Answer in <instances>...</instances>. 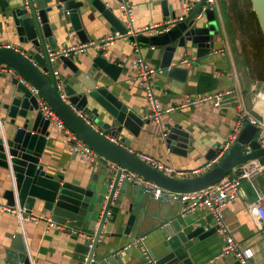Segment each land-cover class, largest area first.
<instances>
[{
	"label": "water",
	"instance_id": "1",
	"mask_svg": "<svg viewBox=\"0 0 264 264\" xmlns=\"http://www.w3.org/2000/svg\"><path fill=\"white\" fill-rule=\"evenodd\" d=\"M87 1L108 20L112 32L126 34L138 46L164 47L160 68L180 81L186 80L188 69L179 66L178 57L189 51L197 58L209 55L219 34L216 11L207 0H201L183 19H179L177 10L183 8L184 0H162L164 15L167 21H173L172 27L150 36L142 32L129 34V28L104 0ZM251 3L264 34V0ZM83 6V0H0V64L13 67L19 75L11 77L13 89L6 91L10 97L4 108L10 120L4 126L5 136L0 135V167L13 178L11 188L4 194L7 205L20 207L25 220L41 202L51 221L77 238L72 254L74 264H194L198 247L219 234L221 223L205 228L200 223L181 221V212L165 219L159 217L153 228L162 234L158 243L160 256L153 250L131 255L133 246H120L119 252H114L118 244L113 240L132 237L137 228L140 217L136 209L146 208V191L122 180V169L110 165H99L102 172L95 173L85 184L67 181L46 168L41 157L54 126L41 109V102L46 101L67 127L107 161L174 192L202 190L223 179L236 165L264 157V148L255 139L256 127L245 124L230 149L211 168L193 177L166 174L140 159L131 151V140L125 132L139 137L151 119L129 107L105 84L104 75L117 81L126 62L111 61L107 50L101 47L86 72L75 61L77 54L58 53L56 32L67 34L68 22L82 43L89 42L80 20L79 9ZM201 12L203 15L199 16ZM10 31L17 35L22 45L19 49L2 44L1 35ZM61 65L71 74L61 72ZM165 143L172 153L182 156L194 147L190 133L179 123L170 128ZM247 145L251 152H246ZM219 151L220 146L211 149L206 158L213 160ZM127 198L131 202L125 220L120 210ZM152 198L153 194L149 200ZM13 238L14 243L5 249L0 264H32L22 232Z\"/></svg>",
	"mask_w": 264,
	"mask_h": 264
},
{
	"label": "crops",
	"instance_id": "2",
	"mask_svg": "<svg viewBox=\"0 0 264 264\" xmlns=\"http://www.w3.org/2000/svg\"><path fill=\"white\" fill-rule=\"evenodd\" d=\"M79 9L80 20L86 35L90 38L88 43H82L72 26L68 22V33L61 35L56 32L59 50L72 45H87V50L78 55L75 61L87 72L92 66V60L101 47L95 46L104 38L115 32L111 31L108 20L87 0ZM108 7L113 8L117 17L126 25V17L120 11L119 0H104ZM132 4L134 11L133 30L165 23L167 19L163 12L162 0H126ZM174 0H170L173 2ZM176 1V0H175ZM178 1V0H177ZM182 1V0H181ZM184 6V5H183ZM214 8L217 10L216 19L219 26L215 47L213 51L204 57L197 58L191 51L183 52L178 59L180 67L188 69L185 81L170 77L166 71L160 68L164 47H152L147 44H139L137 52L134 42L129 38H117L105 47L107 56L111 61H125L126 68L117 81L104 75L105 84L120 100L129 107L140 110L145 117L149 113V104L145 90L139 79L134 76V70L130 61L141 55L150 65L160 69L153 76L154 93L162 108L177 107L172 112L164 113L161 121L151 119V123L145 126L139 137H135L126 131V136L131 140V151L135 154L143 153L161 160L166 165L176 170L185 172L178 178L196 176L204 171L210 162L206 156L211 149L224 144L232 132L236 118V101L240 94L248 109L256 114L264 112V34L260 27L255 12L252 9L251 0H215ZM185 10L178 9L177 15L182 16ZM4 46L20 48L18 37L12 31L6 36L1 35ZM224 50L223 53H215ZM189 60L188 63L182 60ZM64 74L70 75L71 71L64 66L59 69ZM11 74H0V117L5 125L9 122L7 110L4 105L10 97L7 90L13 89ZM234 90L227 96L226 104L216 107L211 102L196 106L179 107L189 97H199L218 91ZM19 119V118H18ZM181 124L183 129L190 133V139L194 147L187 156L172 153L165 143L164 133L169 132L175 124ZM7 134V133H6ZM64 135L61 130L54 127L41 157V163L53 172L61 174L67 181L82 182L85 184L94 178L95 173H101L97 164L88 161L79 154H74L71 148L64 144ZM198 170V173H193ZM12 177L9 171L0 167V205H7L4 194L12 186ZM141 188V187H139ZM256 189L264 193V173L254 180V186L246 181L242 182L241 195L229 203L223 210L222 216L230 233L243 247H252L254 250L253 264H264V227L260 229L254 217L246 207V202L253 201L256 197ZM151 193L144 192L143 201L146 208L136 209L140 220L137 228L132 232V237L123 240H113L119 252L120 246L130 248L129 245L138 238L143 237L142 245L133 246L131 255L141 254L142 251L153 250L158 256L162 254L159 241L162 239L160 230L153 231L159 223V217L163 219L169 215L180 214L178 203L167 200H149ZM127 198L121 205V212L125 220L129 216ZM143 210V211H142ZM33 214L50 219L49 212L44 210L42 203L38 202ZM181 221L200 223L205 228L216 224L213 214L204 207L193 213L180 216ZM24 236L32 264H74L72 259L75 242L74 238L63 226L49 227L48 221L42 220L34 223L31 219H25L20 223L14 213L0 209V257H4L5 249L14 243V236L21 233ZM81 239V238H80ZM225 245V237L220 233L211 236L203 242L193 255L194 264H240L233 255L222 256ZM140 247V248H139ZM126 249V248H125Z\"/></svg>",
	"mask_w": 264,
	"mask_h": 264
},
{
	"label": "built area",
	"instance_id": "3",
	"mask_svg": "<svg viewBox=\"0 0 264 264\" xmlns=\"http://www.w3.org/2000/svg\"><path fill=\"white\" fill-rule=\"evenodd\" d=\"M201 0H184L183 9L185 14L189 12L196 4ZM209 6L214 8L215 0H207ZM206 9V6L203 7V11ZM215 9V8H214ZM120 11L126 17V26L129 28L128 33H138L142 32L145 35H158L169 31L172 27L173 21H167L165 23H158L144 28L143 30H133L134 22V11L132 4L126 0L122 1L120 4ZM202 11V12H203ZM200 13L199 16H202L203 13ZM185 15L179 17L183 19ZM123 38L127 39V35L120 33L118 31L115 34L110 35L107 38L102 39L97 43H93L97 47H103L112 44L115 39ZM87 45H72L66 47L63 50H60L58 53L61 54H81L86 52ZM135 51L138 50V44L134 43ZM224 50H217L215 53H223ZM189 60H182L184 63H188ZM130 65L134 70V76L139 79L142 83V86L146 93V98L149 104V113L146 118H151L156 121H161V118L164 113L172 112L177 109V107H168L162 108V105L157 99V96L154 93L153 88V76L160 71L159 68L150 65L141 55H136L131 61ZM8 73L12 76H19L17 71L10 66L5 64H0V74ZM57 73V72H56ZM37 92V90H35ZM234 90L227 91H218L215 93H210L207 95L199 97H189L184 103L180 104L179 107H188L196 106L202 103L211 102L216 107H222L226 104L227 96L232 95ZM238 105L236 107V118L232 132L228 139L221 146L220 151L217 153V156L211 160L204 171L208 168H211L219 158L232 146L236 141L240 133L242 132L245 124H252L256 127L255 139L259 143L260 148H264V112L261 114H256L252 110L248 109L243 100V95L240 94L236 100ZM41 109L43 110L46 118L51 120V123L54 127L61 130L64 138V144L68 145L74 154H79L86 158L88 161L99 165H110V167L119 170L122 169L121 179L127 180L137 187L145 189L146 192H150L154 195L156 199H164L174 203H178L180 206V212L182 214L193 213L201 207L209 210L215 217L216 223H221L219 228V233L225 237V245L222 251V256L233 255L240 264H253L252 260L254 258V250L252 247H243L230 233L227 225L223 221L222 210L231 202L236 200L241 195V186L242 182L246 181L251 183L254 186V180L264 173V160L262 157L251 159L249 161L240 163L236 165L232 171L226 175L220 181L206 187L202 190L195 192H174L167 190L163 187H160L155 182L145 179L142 175L129 170L128 168H121L120 166L110 163L103 156L98 154L94 149L88 146L75 132H73L69 127L66 126L61 117L53 110V108L46 102H41ZM168 132L164 133V137L167 136ZM0 135L4 137L3 131V122L0 117ZM246 152H251L252 148L247 145L245 146ZM140 159L151 165L152 167L166 173L169 175L182 176L185 172L174 169L171 166L166 165L159 159H156L150 155L138 153ZM193 173H198V170H195ZM246 207L248 208L251 215L254 217L257 226L262 229L264 227V193L259 192L256 189V197L253 201L246 202ZM2 211L14 213L18 216L20 223L23 224V210L20 207H10L8 205H0ZM28 219H31L34 223H38L42 220L48 221L49 227L56 226V223L51 221L48 217L37 216L33 213L30 214ZM144 238L135 239L129 247L135 245H142ZM147 253V251H144ZM31 258V256H30ZM32 263V261H31Z\"/></svg>",
	"mask_w": 264,
	"mask_h": 264
},
{
	"label": "rangeland",
	"instance_id": "4",
	"mask_svg": "<svg viewBox=\"0 0 264 264\" xmlns=\"http://www.w3.org/2000/svg\"><path fill=\"white\" fill-rule=\"evenodd\" d=\"M231 2V0H229ZM215 11L217 12V10L215 9Z\"/></svg>",
	"mask_w": 264,
	"mask_h": 264
},
{
	"label": "trees",
	"instance_id": "5",
	"mask_svg": "<svg viewBox=\"0 0 264 264\" xmlns=\"http://www.w3.org/2000/svg\"><path fill=\"white\" fill-rule=\"evenodd\" d=\"M262 159L264 160V157H262Z\"/></svg>",
	"mask_w": 264,
	"mask_h": 264
}]
</instances>
